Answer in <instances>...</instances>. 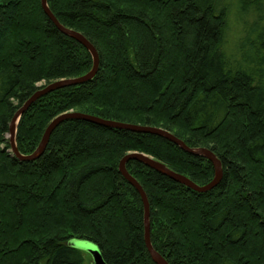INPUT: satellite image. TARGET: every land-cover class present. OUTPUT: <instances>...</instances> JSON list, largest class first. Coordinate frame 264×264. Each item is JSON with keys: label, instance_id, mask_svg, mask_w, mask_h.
Instances as JSON below:
<instances>
[{"label": "trees", "instance_id": "16d2710c", "mask_svg": "<svg viewBox=\"0 0 264 264\" xmlns=\"http://www.w3.org/2000/svg\"><path fill=\"white\" fill-rule=\"evenodd\" d=\"M227 1L46 0L60 25L95 48L97 71L39 97L16 126L20 156L69 112L159 128L208 149L222 174L204 193L142 162L125 164L146 195L152 249L167 264H264V0H237L254 16L237 63L224 49ZM92 66L40 0H0V264H85L72 240L94 244L104 264H156L120 160L136 152L198 186L214 178L208 159L162 137L76 119L58 124L33 160L13 155L15 112L45 85Z\"/></svg>", "mask_w": 264, "mask_h": 264}, {"label": "water", "instance_id": "95a60500", "mask_svg": "<svg viewBox=\"0 0 264 264\" xmlns=\"http://www.w3.org/2000/svg\"><path fill=\"white\" fill-rule=\"evenodd\" d=\"M40 6H41L44 14L48 17V19L52 22V24L62 34L74 39L75 41L80 43L89 52V54L91 55V58H92L93 66H92V69L90 72H88L87 74L82 75L80 77L58 80V81H54V82H51V83L45 85L41 89L37 90L33 95H31L23 103V105L15 112V114L12 117V119L9 123V126H8L7 139H8V143L10 145V148H11L10 150H11L12 154L15 155L17 158H19L20 160H24V161L33 160L34 158H36L40 154H42L51 132L53 131V129L58 124H60L61 122L65 121L67 119H76V120L88 121V122H91V123H94V124H97V125H100L103 127H107V128H116V129L127 130V131L134 132V133H149V134L157 135V136L162 137L165 140L173 143L174 145H176L178 148H180L181 150H183L186 153H189V154L194 155V156H202V157H205L206 159H208L211 162L212 167L214 169V178L212 179L211 182H209L208 184L203 185V186H198V185L194 184L193 182H191L186 177H184L182 175H178L176 173H173L166 166H164L162 163L157 162V161L153 160L152 158H150L146 155H143V154H139L136 152L128 153L119 162L118 171L124 177V179L132 187H134L136 189V191L140 195V198H141V201L143 204V210H144V213H143L144 242H145V246L147 248V251H148L151 259L156 264H167L166 261H164V259L162 257H160L152 249V246L150 243V237H149V206H148V202L146 199V195H145L144 191L142 190V188L140 187V185L127 173V171L125 169L126 162L130 161V160H136V161L142 162L146 166H149V167L155 169L156 171L168 176L173 181H175L181 185H184L185 187H187V188H189L195 192H198V193L207 192V191L213 189L218 184V182L220 181V178H221V174H222L220 163L216 159V157L208 149H205V148H200V149L188 148L183 142H181L180 140H178L172 134L168 133L165 130H162L159 128L147 127V126L131 125V124H125V123L106 121V120L98 119V118H95L92 116H88V115H84V114H80V113H71V112L61 114V115L57 116L56 118H54L46 127V129L43 133V136H42V140H41L38 148L31 155L20 156V154L18 153V151L16 149V143H15L16 126H17V123H18L20 116L39 97H41L47 93H50L54 90H57V89L75 86V85L83 84V83L90 81L93 78V76L95 75V73L97 71V65H98V56H97L96 50L83 37V35H81L80 33L76 32L74 30L65 28L62 25H60V23L55 19V17L51 14L50 10L48 9L46 0H40ZM93 253L95 256V260L93 261L92 264H104V262L102 261V258L100 256V253L98 252L97 247L95 248V251H93Z\"/></svg>", "mask_w": 264, "mask_h": 264}, {"label": "rangeland", "instance_id": "374dc122", "mask_svg": "<svg viewBox=\"0 0 264 264\" xmlns=\"http://www.w3.org/2000/svg\"><path fill=\"white\" fill-rule=\"evenodd\" d=\"M227 4L224 49L229 61L237 63L240 61L239 47L240 43H242L244 31L253 22L254 16L251 7L242 11L237 0H228ZM70 245L82 252L85 264L93 263L95 260L93 251L96 248L94 244L81 240H72Z\"/></svg>", "mask_w": 264, "mask_h": 264}]
</instances>
